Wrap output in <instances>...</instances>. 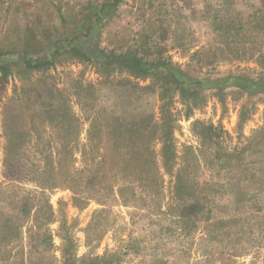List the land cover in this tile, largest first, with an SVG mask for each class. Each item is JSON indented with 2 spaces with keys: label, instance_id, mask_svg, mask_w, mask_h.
<instances>
[{
  "label": "rangeland",
  "instance_id": "obj_1",
  "mask_svg": "<svg viewBox=\"0 0 264 264\" xmlns=\"http://www.w3.org/2000/svg\"><path fill=\"white\" fill-rule=\"evenodd\" d=\"M53 41L0 74V264H264V0H0V52ZM97 49L246 91L184 101Z\"/></svg>",
  "mask_w": 264,
  "mask_h": 264
},
{
  "label": "trees",
  "instance_id": "obj_2",
  "mask_svg": "<svg viewBox=\"0 0 264 264\" xmlns=\"http://www.w3.org/2000/svg\"><path fill=\"white\" fill-rule=\"evenodd\" d=\"M118 1L119 0H112L114 4H117ZM104 8L105 4H103L101 9L96 12V16H99V13ZM88 30L89 31L85 37L89 39L94 35V32H92V27H90ZM76 38H71L66 43L67 48H62L64 49L63 51L65 54L69 52H77L78 49L75 47L77 45V41L75 42ZM59 44V41L51 42V45L48 47V49H46L45 54L41 53L40 55H32L27 51L18 52L14 55L0 52V74L2 79H6L11 74V64L23 67L22 71L37 70L39 68H48L53 66L55 60L62 55V50H60ZM72 44L75 46L69 48V46ZM83 56L85 57L86 61L99 63L100 68L103 69L105 73L118 69L128 70L131 72V76L135 78L150 77L159 82L161 87H166V90L172 89L174 92L179 93L180 97L184 101H187L191 97L193 99L200 97L201 91L209 85L217 86L221 83L220 86L222 85V87H226L228 85L235 84L238 85V87H240V89L243 91H246L245 85L247 86L246 79L227 78L222 80L224 83H222V81L217 83L208 81L206 79L191 78L180 67L171 63L167 59L161 57L148 60L138 55L136 51H129L124 54H116L114 52L107 54L106 51L97 49L93 54H85ZM222 89L223 88H219V91ZM167 124L169 126V124H171V120ZM168 138L169 133L167 132L165 139ZM165 152V157L168 159V161H171L174 156L171 146L167 145L165 147ZM197 205L200 207L199 202H197ZM89 264H94V262H90Z\"/></svg>",
  "mask_w": 264,
  "mask_h": 264
}]
</instances>
